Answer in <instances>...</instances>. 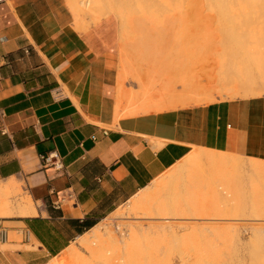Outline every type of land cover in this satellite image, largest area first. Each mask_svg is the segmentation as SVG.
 Returning a JSON list of instances; mask_svg holds the SVG:
<instances>
[{
	"label": "crops",
	"instance_id": "crops-1",
	"mask_svg": "<svg viewBox=\"0 0 264 264\" xmlns=\"http://www.w3.org/2000/svg\"><path fill=\"white\" fill-rule=\"evenodd\" d=\"M82 26L68 0H0V186L34 210L0 217V264H48L193 149L264 161V95L213 96L210 64L188 66L180 85L172 45L171 77L144 100L117 20ZM51 152L61 171L41 161Z\"/></svg>",
	"mask_w": 264,
	"mask_h": 264
},
{
	"label": "rangeland",
	"instance_id": "rangeland-1",
	"mask_svg": "<svg viewBox=\"0 0 264 264\" xmlns=\"http://www.w3.org/2000/svg\"><path fill=\"white\" fill-rule=\"evenodd\" d=\"M86 1L87 0H68V8L73 14L76 23L78 25L82 24L83 25L82 27L84 26L88 27L92 24L99 22L100 20H102L107 16H112L117 20V23L119 25L120 43L123 46L121 48H122V52H124L125 58L126 56H128L126 52L127 50L135 51V54L133 55L129 54L131 58L133 57L132 59H130V61H132V64H135L132 69V77L138 81H140V79L144 76L147 79L148 86L146 88V91L143 93L145 100L147 99L149 100L153 98L154 95L158 94L155 86L163 81H166L167 78L171 77V69L173 67L172 45H176L177 48L175 53V58H176L175 66L177 68V66L179 65L180 68V76H179L180 85H183L184 82L187 80L189 67H191L192 69L195 66V64H204L207 66L210 64L212 66V73H213L212 75L214 76V78L212 79L213 80L215 79V81H217V82L215 81L213 82H215L217 85L219 84L218 87H216V85L213 84L212 87L213 96H217L219 98L225 96L229 98V96L231 95L230 98L233 99L234 97L235 98L257 97V96H262L260 95L261 93L264 94V90L262 91V89H264V86L260 85L262 84L261 82L263 81L261 78L260 80H258V78L255 79L256 82L259 81L260 83V84L256 83L257 84L256 86L259 85L258 87L260 88V90H258L259 88L256 89L257 87H255L254 89L252 87L253 82L251 79L250 80L246 79V75L245 77L242 78V80L240 78L238 79L237 76L238 73L234 75L235 78H230V77H234L233 75H230L233 72L232 73L230 72L229 77L228 75L225 76V74L231 70L229 66H225V65L230 62H233L238 56L241 57V59L242 58L244 59V56L246 55V53H244V51L246 50L244 48L245 44L241 46L242 40H244L243 35H241L244 33L243 29L234 28L233 23L235 22L232 21L225 13V10L227 8V5L225 4V0H98L99 3L97 5L95 6L88 5L87 7H85V5L83 4ZM199 42H203V44L199 45ZM133 45H136L137 47ZM141 46H144V49ZM198 46H201L202 48ZM261 49L264 50V46ZM249 53L252 54L251 51H249ZM126 60L128 62V58H126ZM248 61L251 62L252 60H248ZM253 63L254 61L252 63L244 64V66H242L248 69L247 72L248 71L250 72V73H246V70L244 69L245 71L243 72H245V74L252 75L254 73L253 71L255 70L253 69ZM236 66H234V68H236ZM218 68L226 70L227 72H225L222 75L220 74ZM214 70L219 71L217 72L218 74L217 77H215L216 75H214L215 74ZM234 70L237 71V69ZM218 77H220L221 79ZM236 78L239 82H236L237 81ZM219 81H223V84L222 82L220 83ZM228 81L230 85L229 83H226ZM242 81H244V83ZM249 84L251 86H249ZM254 85L255 84H253V86ZM228 86H230L231 88ZM234 86L236 87V89ZM246 86L248 87V89L246 88ZM219 87L222 89H219ZM181 88L185 89L184 91L185 93L183 95L186 96L187 87L181 86ZM239 88H244V89H239ZM252 88L255 91L254 92L255 94L257 91L258 92L261 91V93L259 92L260 93L259 95L257 93L256 96H253L252 94L254 93H252L253 92ZM215 90H218V92H216ZM223 93L224 94L226 93L227 95L226 94L224 95ZM212 99L214 100V97ZM236 159L240 160V162L241 160L244 161L245 163L243 162V164L246 165V167L248 168L249 166L248 164H250L249 159L239 156L236 157ZM181 162H183V160ZM167 174L168 173H166L165 175ZM181 174L178 173L177 179H180L179 176ZM244 175L242 174L243 177L239 176L241 177V183L239 182V186L241 187L240 190L241 192L240 191L239 192L241 195H239L237 198L240 200H238L236 197L231 198L229 195L226 196L221 194L222 197L220 195L218 199L222 198L223 200L216 199L217 200L216 201L214 199L215 202H213V198H210L208 196L210 200L208 198L207 200H209L210 202L205 205L204 203L207 202L205 201L203 203L204 208L202 206L201 210L200 209L196 210L195 207L189 208L183 206L182 203L181 204L182 207L179 208L180 211L178 210V212L182 211V213L183 214L185 213L186 216L182 215L183 217L182 216L157 217L155 215H152L149 218L141 217L140 215L139 217H133L132 215H130L128 213V207L131 201L130 202L128 201L129 203L128 202L124 203L123 205L117 208V211H114L105 218L101 219L97 223L98 228H102L100 226L104 224L107 225L108 223H109L108 226L105 225L104 226L112 228L113 226L120 224V222L141 224L143 226L173 223L177 225L179 224L187 228L190 227L195 228V231L201 230L203 232L202 233L203 237L207 238L208 240V238L211 239L210 236H208V231H206V228L208 229L209 226L216 227L219 230H222L223 232L225 231V229L228 230L232 226L238 228L239 231H243L245 228H249L250 226L264 227V215L263 217L258 215V213L261 210H262L261 213L263 212L264 205H262L263 207H261V210L260 207H257L258 204L260 203V200L264 202V182L261 181L258 182L256 181V179L252 178L251 176L250 177L246 176L247 174L245 173ZM208 177L211 179L210 176ZM181 180H183L182 175L180 181ZM213 180L215 179H212L211 181ZM253 180H255L254 183H256L257 185L256 189H252V187H250ZM154 182L155 181H153V183ZM153 183H151L147 187V189H149L153 185ZM180 183L182 185L183 181ZM257 183H260V185H258ZM16 187L14 189L16 192H12V191L10 192L13 195L8 193L9 198L8 195H6L7 197L5 196L7 199L3 195H0V209H1L0 217L2 220H7L6 217H12L16 213L15 211L17 207L15 206L17 205L19 199L22 200V196L23 198L24 197L29 198L27 194L23 192L19 187H17L18 190H16ZM17 193L23 195L20 196ZM183 195H185V190L183 192ZM14 198H16L17 202L15 201ZM234 198L236 199L235 201L233 200ZM11 199H14L15 202ZM6 200H8L9 203L11 204L7 205ZM237 200L240 201L242 204L241 205L238 202V205H240V207L237 205V203H235ZM1 202L4 203L2 204ZM252 203L256 204L257 206L253 205ZM209 205H211V207H209ZM234 207L237 209V211L234 210ZM184 208L185 210L187 209L186 210L187 212L184 210ZM216 208L220 213L217 211ZM251 208H255V210L252 211V213L249 212ZM203 209L205 210L204 213H202L204 211ZM194 210L197 214L194 213ZM117 212L124 214L121 216L118 213L119 216H117L116 214ZM255 212L257 213L256 215H258L259 217L255 215ZM192 213H194V215ZM198 213H202L204 214V216ZM3 225H5L6 227L10 226L8 223H3ZM203 237L201 236V238L198 240V242L200 241L199 242L200 245L199 243L198 244L194 243L196 246H193L190 243H187L186 245V241H189L188 238H187L188 240L186 239V241L184 239L183 242L182 240L171 242L169 240H163L164 238H161L162 240L160 239L161 242H159L161 243L160 255L159 252L157 253L159 256V258L158 256L157 258L161 260L158 261L161 264H163L164 260H165L164 261L165 264L168 263L169 264H208L209 261L207 255L209 254L208 253L209 249H205V248L208 245H210L209 244L210 240L207 241L205 239L206 240L205 241L203 240ZM242 237L247 238L245 232L242 234ZM222 239L223 238L221 239L215 238L213 241L217 242L218 240H222ZM224 239L222 240V242L223 241L225 242V240H227ZM77 241L78 239L75 240L71 244V246L76 250L78 247L77 251L79 252L82 251L83 248H80ZM162 241H164L166 245L164 242L163 244ZM167 241L171 242L170 245L172 244L174 245L173 246L174 248L171 246L172 248L171 251L169 249V245H168V249H166ZM176 242L179 244V246ZM206 242L208 243V245L206 244ZM183 243L185 244L182 245ZM219 243L220 241H218V244ZM175 246L177 248H175ZM161 247L164 248L166 251ZM208 248L210 247L208 246ZM200 249L201 251H199ZM80 253H82V255L84 256L87 255L86 251L84 250ZM58 258H61V255H58L55 260L59 261ZM60 261L63 264H70L71 262V261L69 262V260L66 261L60 260ZM158 261L157 262L155 261V263L153 262V264L158 263ZM150 262L152 264V261ZM231 263L233 262L231 261Z\"/></svg>",
	"mask_w": 264,
	"mask_h": 264
},
{
	"label": "bare ground",
	"instance_id": "bare-ground-1",
	"mask_svg": "<svg viewBox=\"0 0 264 264\" xmlns=\"http://www.w3.org/2000/svg\"><path fill=\"white\" fill-rule=\"evenodd\" d=\"M98 3H99L98 0H87L83 5H85V7H87L88 5H91V6L94 5L95 6ZM225 4L227 5L225 13L227 14V16L232 21L235 22V23H233L234 28H238V29L242 28L243 29L244 33L241 35H243L244 40H242L241 46L243 44H245L244 48L246 50L244 51V53H246V55L244 56L245 60L243 58L241 59V57L238 56V57H236V59L233 62H230V63L225 65V66H229V68H231V70L228 71L229 73L226 70H223L220 68H218V70L220 71V74H222V75L225 72H227L228 74L226 73L225 76L228 75V77H229L230 72L231 73L233 72L232 74H230L233 76L238 73V75H237L238 79L240 78L241 80L246 75V79L252 80V82H253L252 87L254 89H255V87H257L256 89H258L259 85L256 86L257 85L256 83H259L258 80H260V78L263 80L261 82L263 85L260 83L259 84L261 86H264V50L261 49L264 46V0H225ZM200 44H203V42H199V45ZM133 46H136V45H133ZM207 46H208V44H207ZM141 47H143V49H144V46H141ZM198 47L202 48L201 46H198ZM200 50H202V49H200ZM249 51H251L252 54L249 53ZM140 52H142V51H140ZM120 60H121V57H120ZM248 60H252V61L250 62ZM121 61H125V63H127L125 56H124V60H121ZM253 61H254L253 69L255 71H253L254 73L253 72L252 73L254 75L253 74L252 75L251 74H245V72H243L245 70H246V73H250V72L249 71L247 72L248 69L244 68L242 66H244V64L252 63ZM234 66H236V68H234ZM126 68H128V67L126 66ZM232 68H233V71H232ZM234 69H237V71ZM218 70H214L215 71L214 75H216L215 77H217V75H218L217 74V72H219ZM234 71H236V72H234ZM212 74H210V75H212ZM208 77L210 78L209 75H208ZM228 77H227V79H228ZM211 78H214V76ZM218 78H220V77H218ZM230 78H235V76L230 77ZM256 78H258V80H257L258 82H256V80H255ZM210 80L215 81V79L214 80L210 79ZM236 80H237V78H236ZM209 82L210 81H208V84H209ZM215 82H217V81H215ZM215 82H213V84H215L216 87H218L219 84L217 85ZM219 82L220 83L222 82V84H223V81H219ZM236 82H239V81L237 80ZM242 82L244 83V81H242ZM210 83L212 84V82H210ZM226 83H229V81ZM234 83H235V81H234ZM250 84H249V86H251ZM253 84H255V85L253 86ZM224 85H225V83H224ZM229 85H230V83H229ZM211 86H213V85H211ZM228 87H230V86H228ZM246 88L248 89L247 86H246ZM253 88H252V90H253ZM210 89H212V87ZM215 89H217V88H215ZM219 89H222V88L219 87ZM227 89H229V88H227ZM235 89H236V87H235ZM239 89H244V88H239ZM206 90H207V88H206ZM209 90H207V91H209ZM258 90H260V88ZM263 90L264 89H262V91ZM215 91L218 92V90H215ZM254 92L255 91L253 90L252 93H254ZM259 92L261 93V91H259ZM259 92L257 91L256 94L254 93L252 95L256 96L257 93L259 95L260 94ZM238 93H239V90H238ZM202 94H203V92L201 91V95ZM208 94H210V93H208ZM228 94H231V93H228ZM204 95H205V93H204ZM260 95H264V94L261 93ZM121 96L123 97V95H121ZM230 96H229V99H231ZM205 97H207V96H205ZM118 98H121V97H118ZM184 98L186 99V97H184ZM188 98H190V97H188ZM139 101H141V100H139ZM185 101L183 100L184 103H185ZM132 102L135 103L134 100ZM132 102H130L131 103L130 106L133 104ZM140 103L141 102H139L138 104H140ZM180 103H182V102H180ZM147 104L150 105L149 103H147ZM178 105H179V103H178ZM187 105H188V103H187ZM146 109H147V107H146ZM128 110H129V108H128ZM128 110H124V112H127ZM119 113L118 112L115 113V116L118 114V118H119V115H121ZM121 113H123V112H121ZM125 114L126 113H124V115ZM126 116H128V115H126ZM195 148H197V147H195ZM236 157H238V156L223 153L220 151L208 150V149H203V148L193 149L192 151L189 152V154L187 156H185L182 159L183 162H181L182 160L181 161L179 160L180 162L179 161L176 162L177 164L173 167L171 166L172 167L171 169H167L166 170L167 172L164 171L165 173L164 174L162 173L163 176L161 175L159 178H157L158 177L157 176L156 177L157 179H154L155 182L153 183L154 180L151 182V183H153V185L149 189L143 188L142 191H140V192L138 191L139 193L137 192L138 194L135 195L133 198H130V200L128 199L129 202L131 201L130 203L127 201L129 203L128 213L130 215H132L133 217H139V215H140L141 217H148V218L151 217L152 215H155L157 217H169V216L170 217H176V216L180 217L182 215L186 216L185 213L184 214L182 213V211L178 212L179 208L182 207V205H181L182 203H183V206H186L189 208L195 207L196 210L197 209L201 210V207L204 204L206 205L210 202L209 197L213 198V202H215L214 199L215 200L218 199L221 194L226 195V196L229 195L231 198H233V197L237 198L239 195H241L240 194L241 187L239 186V182L241 183V177H243L242 174L244 175V173L247 174L246 176H249V177L251 176L252 178L256 179V181H258V182H260V181L264 182V161L249 159L250 164H248L249 166L247 168L246 165L243 164L244 161L241 160V162H240V160H237ZM166 173H168V174L165 175ZM178 173H180V174L182 173L181 175H182L183 180L180 181L181 175L179 176L180 179H177ZM207 175L210 176L211 179ZM239 176H241V177H239ZM212 179H215V180L211 181ZM179 181L180 182L183 181V184L181 185V183ZM254 181L255 180H253V182L251 181L252 183H251L250 187H252V189H256V186H257L256 183H254ZM11 183L10 184L8 183L7 186H4V187L0 186V195H3L5 197L6 195H8V193L11 194L10 193L11 191L16 192L14 190L16 185L14 186ZM151 183H149V184H151ZM257 184L260 185V183H257ZM16 190H18L17 187H16ZM184 190H185V195H183ZM17 194L20 195L19 193H17ZM11 195H13V194H11ZM21 195H23V194H21ZM222 195H221V197H222ZM3 196H1V197H3ZM8 198H9V195H8ZM207 198L209 200H207ZM14 199L17 202L16 198H14ZM14 199H11V200L14 201ZM163 199H165V200H163ZM220 199H222V198H220ZM220 199H218V200H220ZM233 200L235 201L236 199L234 198ZM238 200H240V199H238ZM238 200L235 202V203H237V205H238V202L241 204V202ZM6 201H7L6 202L7 205L11 204V203H9L10 199H9V201L8 200H6ZM205 201H207V202H205ZM253 205L257 206L256 204H253ZM262 205H264V202H262V200H260V203L258 204L257 207H260V210H261V207H263ZM238 206L240 207V205H238ZM15 207H17L16 209H19V211L17 212L18 214L24 215V214L31 213V212H32V214H34V210L32 209V204H31L29 198H25V197L23 198V196H22V200L19 199V201ZM205 207H207V206H205ZM209 207H211V205H209ZM203 208H204V206H203ZM213 208H215V207H213ZM236 208H237V206H236ZM236 208L234 207V210L237 211ZM7 209H8V207H7ZM184 210H185V208H184ZM254 210H255V208H251V210L249 212L252 213V211H254ZM114 211H117V209ZM217 211H218V209H217ZM257 211H258V209H257ZM261 211L259 213H261ZM204 212H205V210L202 213H204ZM118 213L119 212L116 213L117 216H119V215L122 216L124 214V213L123 214L119 213V215H118ZM194 213H196L195 210H194ZM194 213H192V214L194 215ZM202 213H198V214H202ZM259 213H258V215L263 217L264 214H262V213H264V208H263V212L261 214H259ZM236 214H238V213H236ZM256 214L257 213L255 212V215ZM202 215L204 216V214H202ZM258 215H256V216L259 217ZM226 216H229V215H226ZM108 224L107 225L104 224V225L108 226ZM104 225L100 226L102 228H98V224H97L96 226L91 228L89 231H87L83 235L81 234V236L77 237V239H78L77 243L80 246V248H83V250L86 251V253H87L86 256H84V255H82V253H80L83 250L78 252L77 251L78 247L76 250L75 248H73L70 245V246H68V248L61 251L62 252V253H60L61 258H58L59 261L55 260L56 257H54L52 260L49 261L48 264H63V263H61L60 260H62V261L69 260V262L71 261L70 264H148V263L151 264L150 261H152V264H153V262L155 263V261L157 262L159 260L158 259L159 256L157 253L159 252V255H160L161 243H159V242H161V240H162L161 238H164L163 240H169L171 242H175L178 240H182V242H183L184 239L186 241V239L188 238L189 241H186V245H187V243H190L191 245L196 246L194 243L198 244L200 242V241L198 242V240L201 238V236L203 237V235H202L203 232L201 230L195 231V228H191V227L187 228V227L181 226L179 224L177 225V224H173V223L154 224V225L143 226L141 224L121 223L120 222V224H117V225L113 226L112 228L111 227H105ZM103 226H104V228H103ZM206 231H208V236H210V238H211V239L208 238V240H210L209 241L210 245H208V243L206 242V244L210 248H208L207 245H206L207 246L206 248L204 247L205 249H209V251L206 250L209 253V254L207 253L208 254L207 255L208 261H209L208 264H264V227L250 226L249 228H245L243 231H239L238 228L232 226L228 230L225 229V231L223 232L222 230H219L216 227H210L209 226L208 229L206 228ZM244 232L247 235V238L242 237V234ZM206 236H207V234H206ZM215 238H217V239L218 238H220V239L225 238L227 240L224 239L225 242L224 241L222 242L223 239L218 240L221 243V244L220 243L218 244V241L217 242L213 241ZM205 239L207 240V238L203 237V240H205ZM169 241H167V248L166 249H168V245H169V249L171 251V249H172L171 246L173 247L174 245L173 244L170 245L171 242H169ZM163 242L164 241H162V243ZM184 244L185 243H183L182 245H184ZM165 245H166V243H165ZM199 245H200V243H199ZM178 246H179V244H178ZM163 247H166V246H163ZM175 248H177V247L175 246ZM162 249H164V248H162ZM201 249L199 251H201ZM172 252H173V250H172ZM157 256H158V258H157ZM159 261L156 264H161ZM164 261H163V264H165ZM231 261L233 263H231ZM69 262H67V263H69Z\"/></svg>",
	"mask_w": 264,
	"mask_h": 264
},
{
	"label": "built area",
	"instance_id": "built-area-1",
	"mask_svg": "<svg viewBox=\"0 0 264 264\" xmlns=\"http://www.w3.org/2000/svg\"><path fill=\"white\" fill-rule=\"evenodd\" d=\"M40 159L43 162L44 166L53 167L56 171H61L63 169L62 164L60 163L57 155L54 152L41 156ZM61 200H63V198H61ZM53 206L56 209L58 208V204H54ZM8 240V227L3 225V222L0 219V246L6 244Z\"/></svg>",
	"mask_w": 264,
	"mask_h": 264
}]
</instances>
